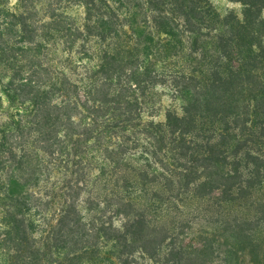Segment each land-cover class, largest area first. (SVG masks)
Listing matches in <instances>:
<instances>
[{
  "label": "trees",
  "instance_id": "trees-1",
  "mask_svg": "<svg viewBox=\"0 0 264 264\" xmlns=\"http://www.w3.org/2000/svg\"><path fill=\"white\" fill-rule=\"evenodd\" d=\"M229 1L0 0V264H264V0Z\"/></svg>",
  "mask_w": 264,
  "mask_h": 264
},
{
  "label": "rangeland",
  "instance_id": "rangeland-1",
  "mask_svg": "<svg viewBox=\"0 0 264 264\" xmlns=\"http://www.w3.org/2000/svg\"><path fill=\"white\" fill-rule=\"evenodd\" d=\"M45 1L48 0H9L10 4L12 5V8L17 9L20 7V9L22 8V6H28V7H32L34 8L35 5H37L38 7H41L42 4L45 3ZM214 3L216 4V6L222 10V11H226V10H230V9H236L237 11H240V5L230 2L229 0H214ZM66 3H63V5ZM36 6V7H37ZM68 6H71L68 9V14L72 15V16H79V14L81 13L82 9L77 6V5H73L70 4ZM263 16H264V12H263ZM36 19L39 21L42 19L41 15H39V17L37 16ZM171 99H166L165 100V104L168 105L170 104ZM165 119V113L161 114L158 118V120H164ZM7 117L0 112V123H2L3 121H6Z\"/></svg>",
  "mask_w": 264,
  "mask_h": 264
}]
</instances>
